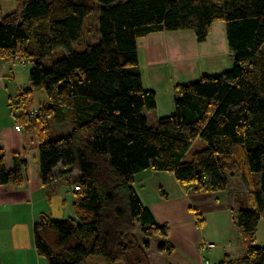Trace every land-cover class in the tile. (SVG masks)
I'll return each instance as SVG.
<instances>
[{"label": "trees", "instance_id": "16d2710c", "mask_svg": "<svg viewBox=\"0 0 264 264\" xmlns=\"http://www.w3.org/2000/svg\"><path fill=\"white\" fill-rule=\"evenodd\" d=\"M219 20L232 67L178 84L173 114L150 124L144 111L156 107V93L142 84L138 40L192 30L202 41ZM0 58L30 66V88L10 107L37 134L41 184L65 179L72 187L71 215L42 213L33 225L47 264L96 255L105 264H150L137 231L166 237L169 226L138 193L145 170L171 173L197 192L229 189L238 178L250 197L235 219L245 252L218 264H264V247L255 245L264 218V0H15L13 11L0 9ZM35 89L47 97L33 110ZM52 119L69 133L51 139ZM196 139L205 145L190 152ZM24 164L15 154L7 171L0 149V183L20 185ZM163 241L158 249L170 254Z\"/></svg>", "mask_w": 264, "mask_h": 264}, {"label": "crops", "instance_id": "0c3cea01", "mask_svg": "<svg viewBox=\"0 0 264 264\" xmlns=\"http://www.w3.org/2000/svg\"><path fill=\"white\" fill-rule=\"evenodd\" d=\"M14 5L15 0H5L4 4L0 2V9L4 14L9 13L14 10ZM176 32L150 33L137 42L142 84L145 88L153 89L156 92L157 109L159 108V115L161 116L173 113L174 88L181 84L179 81L193 75V73H190L192 65L186 63L187 48L177 43L181 42L183 33ZM26 65L27 63L24 60L18 58H0V149L4 151V165L7 171L12 167L13 155H20L25 160L24 178L20 185L0 183L1 264H47L38 255L34 246L33 225L37 220V215L49 211L50 201L57 197L60 204L67 202V199L70 200L68 214L71 215L72 187L67 185L65 179H56L51 185L47 186L41 184L37 134L33 128L31 130L26 129L29 125L20 126V130L15 128L16 122L11 112L10 103L16 99V95L20 90L26 88L27 84L25 86L18 84L16 78L18 72L25 69ZM152 173L137 179L138 193L141 199L150 207L159 223L176 226V228H173V232H176L177 242L175 241L173 244L175 247H182L183 242L185 243V240L192 236L194 229L190 222L183 221L179 206L169 202V196L175 191L181 193L180 190H183V188L171 173ZM50 186L53 187L51 192L48 190ZM221 193L201 192L200 195L195 197L196 201L202 198L203 204H207L202 206L201 209L209 212L213 222L211 224L214 228L213 231L219 233L217 240L224 241L225 247L227 246L230 249L235 223L227 209L228 199L223 198L224 200L227 199V207L219 206L218 196ZM188 197H190V194H188ZM187 218L191 217L188 216ZM169 236H172L170 227ZM204 236L203 234L202 237ZM204 242H206V239ZM196 243H198L197 253L199 252L201 259L196 253L195 260L191 262L174 252L167 255L169 264H218L226 256L233 258L225 252V247L212 246L210 249L201 250L199 248L201 242L195 240L193 249ZM206 243L210 244V242ZM243 248V245L236 247L238 251L244 250ZM205 251L209 253V261L203 257Z\"/></svg>", "mask_w": 264, "mask_h": 264}, {"label": "rangeland", "instance_id": "374dc122", "mask_svg": "<svg viewBox=\"0 0 264 264\" xmlns=\"http://www.w3.org/2000/svg\"><path fill=\"white\" fill-rule=\"evenodd\" d=\"M4 1L5 0H0L2 4H4ZM97 14L98 11H95L89 18V21H91V23H94L93 26L94 29L95 27H97ZM224 27L225 25L222 20L214 22L212 25V29L208 33L206 39L202 41H198L196 39V36L192 30H176L177 31L176 33H180V34L183 33V35H181L182 38L181 42H177V41L176 42L179 43V45L186 46L187 48L186 50L187 53L185 55L186 63L187 65H192V68L189 69L191 70L190 73H193V75L179 81L181 82V84L182 82L186 83L189 81L197 80L202 75H216L224 71H227L232 67L233 52L228 46ZM75 46L77 50H82L84 48L83 45H79V44H75ZM140 58L143 59L142 56H140ZM45 63L49 64L50 63L49 59L45 60ZM25 69H21L18 72V75H16V78L18 80L17 83L23 84V86L27 84L26 88H30V84L28 82L29 71H30L29 64L26 65ZM23 86H21V88H23ZM176 94H177V89L174 88V97L176 96ZM46 97L47 96L44 91L40 89H35L33 91L32 109L33 110L39 109L43 105V102L46 100ZM144 114L147 117V120L150 124L156 123V120L159 117H161V115H159L160 114L159 108L157 109V103L154 109L145 110ZM15 122H16V126L19 125V129L16 130H20L21 129L20 126H23V124H21L19 119L16 118H15ZM55 123L56 122L53 119L49 121V125H50L49 137L51 139L65 136L66 134L69 133L68 126L62 127ZM26 129L31 130L32 127L27 126ZM204 145H205L204 141H202L201 139H196V141L190 148V152L202 148ZM151 174L153 173L150 170H145L138 173L136 176L138 179L141 178V176H147ZM48 190L51 192V190H53V187L51 188L50 186ZM180 191L181 193L179 191H175L174 193H171L169 196V202H173L174 204L179 206V210H181V214L183 216V221L187 223L189 222L191 223V226L194 229V231L192 232V236L187 238L185 240V243L183 242L182 247L179 246L175 247L173 242L177 240V237H176V232H173V228H176V226L168 224V226L171 228V235H172L169 237L168 236L163 237L157 235L156 233L145 236L141 234L139 231H137L138 244L143 246V249L145 250L146 258L150 264H169L168 256H167L169 253L166 252V250L160 251L158 249V245L162 240L164 241L169 240L170 241L169 243L173 245L174 251H171V254L177 252L180 257H185L189 259V261L191 262L195 260L194 257H196L197 254L201 259L199 252L197 253L198 243L195 244V248L193 249L195 240H199L201 243L203 242L202 245L201 243L199 244L200 246L199 248L201 250L210 249L212 246L220 247V248L225 247L224 241L220 242L219 240H217V237L219 238L218 236L219 233H216L215 230L213 231L214 228L211 226L213 222L211 220L209 212H207L204 209H201L202 206H206L207 204L205 205L203 204L202 198L196 201L195 196L200 195L201 192H197L189 187ZM219 192H222L221 194H219L220 197L218 196L219 206L227 207V199H228L227 209L229 211V214L231 215L232 220L235 223V219L238 215L239 209L244 208L245 206L244 204H247L249 202L248 199L250 197L245 189V186L240 182L238 178L233 177V179L230 182V188L223 191H218V193ZM188 194H190V197H188ZM51 195L54 196L53 193H51ZM223 198H227V199L224 200ZM69 207H70V200L67 199V202H65L64 204H60L59 198L57 197L50 201L49 211H47L46 213L50 216V218L66 219L69 216L68 214ZM188 216H190L191 218L188 219L187 218ZM39 219H40V215H37L36 222ZM234 225H235L234 226L235 229H233V235L231 236L230 249H228V247L226 246L225 252L230 256H232L233 258H240L245 252V244L243 242V236L240 234L239 229L236 227V224ZM200 226L202 227L200 228ZM202 233L205 235L204 237H202L203 236ZM205 239L206 242H210V247L207 246L209 243L204 242ZM144 243L148 247H145ZM227 245L229 246V244ZM238 245L239 246L243 245L244 250L238 251L236 249ZM255 245L262 248L264 247V218H261L258 222L255 232ZM203 255H204L203 256L204 259H207L209 261V253L205 251ZM42 260L44 261V263L46 262L45 259L42 258ZM83 264H105V262L101 256L96 255L87 258L83 262ZM116 264H122V263L120 262Z\"/></svg>", "mask_w": 264, "mask_h": 264}, {"label": "built area", "instance_id": "2783aa9c", "mask_svg": "<svg viewBox=\"0 0 264 264\" xmlns=\"http://www.w3.org/2000/svg\"><path fill=\"white\" fill-rule=\"evenodd\" d=\"M14 109H15V108L12 107V113H13ZM16 129H19V125L16 126ZM207 246L210 247V244H208Z\"/></svg>", "mask_w": 264, "mask_h": 264}]
</instances>
